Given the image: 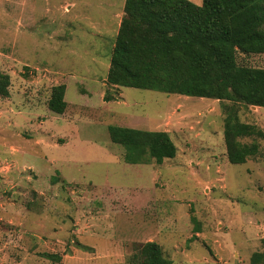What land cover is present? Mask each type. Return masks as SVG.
Listing matches in <instances>:
<instances>
[{
    "label": "rangeland",
    "instance_id": "rangeland-1",
    "mask_svg": "<svg viewBox=\"0 0 264 264\" xmlns=\"http://www.w3.org/2000/svg\"><path fill=\"white\" fill-rule=\"evenodd\" d=\"M123 3L0 0V264H142L146 241L171 264H251L264 250V139L230 163L225 101L127 86L104 100ZM60 83L62 114L47 107ZM251 109L240 119L264 129V107ZM110 124L166 131L176 155L128 162Z\"/></svg>",
    "mask_w": 264,
    "mask_h": 264
},
{
    "label": "trees",
    "instance_id": "trees-1",
    "mask_svg": "<svg viewBox=\"0 0 264 264\" xmlns=\"http://www.w3.org/2000/svg\"><path fill=\"white\" fill-rule=\"evenodd\" d=\"M263 53L264 0H202L200 5L191 0H124L103 77V99L113 98L109 88L127 86L225 101L226 156L230 163H242L255 159L259 139H264L262 127L238 115L240 104L264 107V67L240 58ZM8 86L9 76L1 74V97L9 95ZM65 89L63 83L51 87L47 107L52 112L67 109ZM107 129L110 140L125 148L128 162L161 163L176 155L166 131L112 124ZM191 220L197 223L194 216ZM135 257L142 264H171L156 241L142 243ZM250 261L264 264V250L253 252Z\"/></svg>",
    "mask_w": 264,
    "mask_h": 264
},
{
    "label": "crops",
    "instance_id": "crops-1",
    "mask_svg": "<svg viewBox=\"0 0 264 264\" xmlns=\"http://www.w3.org/2000/svg\"><path fill=\"white\" fill-rule=\"evenodd\" d=\"M122 1H124V0H122ZM192 2H194L195 4H197V5H200L201 4V2H202V0H191ZM123 5H124V3H123ZM120 17H121V15H120ZM119 22H120V19L118 20V23H117V28H118V25H119ZM117 32V31H116ZM256 55H258V56H260V58H264V53L263 54H256ZM264 67V66H263ZM103 84L102 85H104L105 86V82L103 81L102 82ZM116 88V87H115ZM105 90V89H104ZM103 95H104V93H103ZM103 95H102V98H103ZM249 107H251L252 109L251 110H256L258 107L256 106H249Z\"/></svg>",
    "mask_w": 264,
    "mask_h": 264
}]
</instances>
